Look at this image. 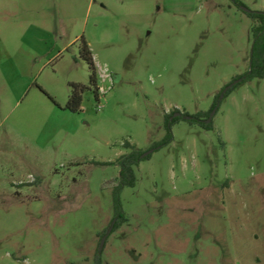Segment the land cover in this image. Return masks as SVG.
<instances>
[{
    "label": "rangeland",
    "instance_id": "obj_1",
    "mask_svg": "<svg viewBox=\"0 0 264 264\" xmlns=\"http://www.w3.org/2000/svg\"><path fill=\"white\" fill-rule=\"evenodd\" d=\"M256 23L230 0H0V264H92L119 176L98 163L151 149L165 113L214 108L211 129L181 119L135 166L102 259L264 264V77L215 105L249 70Z\"/></svg>",
    "mask_w": 264,
    "mask_h": 264
},
{
    "label": "trees",
    "instance_id": "obj_2",
    "mask_svg": "<svg viewBox=\"0 0 264 264\" xmlns=\"http://www.w3.org/2000/svg\"><path fill=\"white\" fill-rule=\"evenodd\" d=\"M230 1L240 8L246 7L241 0H230ZM245 12L248 16L252 17L257 21L256 25L253 26L252 28V47H251L250 66H249V70L246 73L239 75L235 78L236 79L235 81L237 82L233 86L229 87L225 92L224 90L231 83L227 85L224 89H222L221 92L222 93L224 92V96L230 93L241 82H245L253 78L264 77V11L248 9V11ZM80 54L88 62L90 66V70H91L90 86H92L93 88L95 97L98 98L100 94V87L98 86L99 74L91 50L83 38L80 46ZM84 88H85L84 85L72 84V90L67 100L66 108H68L72 112H78L81 109L82 93ZM220 100L221 98L218 95V100L215 105L219 104L218 102ZM211 111L212 109L208 112H198L196 114L181 112L179 116H173L175 112H180L178 109H174L169 113H165L164 115V127L166 129L165 136L160 141L154 142L150 148H153L155 151L169 144L173 140L172 126L174 123H176L181 119H185L190 123H197L205 129H211L212 123L211 122L206 123V119L209 117ZM187 116L189 118H186ZM124 147L129 151L125 154H122L116 161L98 163L101 165L112 164V165H117L119 167V176L117 177L116 182L112 186V191H111L114 215L110 222L109 227L106 228L102 237L106 235L114 219L115 220L111 232L115 231L126 221V217L124 215L122 203L120 199L121 191L123 190V188L127 186L130 187L135 186L137 180L135 166H137L140 161L144 159H148L152 155V153H150L144 157H141L142 153L145 151L136 148L134 145H132L129 142H125ZM111 232L109 234H111ZM109 234L106 236V238L109 236ZM100 242L92 264H104L102 259V252L105 246V242L102 248H100ZM68 264H80V263L70 262Z\"/></svg>",
    "mask_w": 264,
    "mask_h": 264
},
{
    "label": "water",
    "instance_id": "obj_3",
    "mask_svg": "<svg viewBox=\"0 0 264 264\" xmlns=\"http://www.w3.org/2000/svg\"><path fill=\"white\" fill-rule=\"evenodd\" d=\"M242 9H243L244 11H248V8H246V7H242ZM236 82H237V81H234V82L231 83L228 87H226V89L224 90V92H225L229 87L233 86ZM224 92L221 94L220 98H223V96H224ZM215 111H216V108L213 109V111L211 112V114L209 115V117L206 119V123H209V122H210V120L212 119V117H213ZM180 114H181V112H175L173 116H179ZM186 118H189V117L187 116ZM153 151H154V149L151 148V149H149V150L143 152L142 155H141V157H144V156H146V155L152 153ZM113 224H114V221H113L111 227L108 229L106 235H104V236L102 237L101 242H100V248L103 247V244H104V242H105L106 236L111 232Z\"/></svg>",
    "mask_w": 264,
    "mask_h": 264
}]
</instances>
